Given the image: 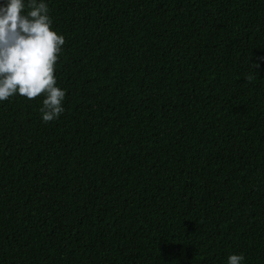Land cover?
I'll list each match as a JSON object with an SVG mask.
<instances>
[{"label": "trees", "instance_id": "16d2710c", "mask_svg": "<svg viewBox=\"0 0 264 264\" xmlns=\"http://www.w3.org/2000/svg\"><path fill=\"white\" fill-rule=\"evenodd\" d=\"M64 111L0 101V264H264V0H46Z\"/></svg>", "mask_w": 264, "mask_h": 264}, {"label": "clouds", "instance_id": "9594fccd", "mask_svg": "<svg viewBox=\"0 0 264 264\" xmlns=\"http://www.w3.org/2000/svg\"><path fill=\"white\" fill-rule=\"evenodd\" d=\"M63 43L52 27L46 0H0V101L42 94L41 119L58 118L65 91L56 85L54 65ZM243 262L240 253L225 258V264Z\"/></svg>", "mask_w": 264, "mask_h": 264}]
</instances>
